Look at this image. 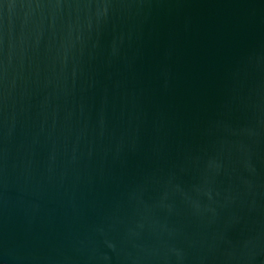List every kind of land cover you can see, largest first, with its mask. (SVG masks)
Masks as SVG:
<instances>
[{"label": "water", "instance_id": "1", "mask_svg": "<svg viewBox=\"0 0 264 264\" xmlns=\"http://www.w3.org/2000/svg\"><path fill=\"white\" fill-rule=\"evenodd\" d=\"M0 264H264V0H0Z\"/></svg>", "mask_w": 264, "mask_h": 264}]
</instances>
